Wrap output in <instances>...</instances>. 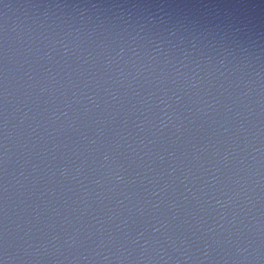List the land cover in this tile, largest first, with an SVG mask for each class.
Here are the masks:
<instances>
[{
  "label": "water",
  "instance_id": "obj_1",
  "mask_svg": "<svg viewBox=\"0 0 264 264\" xmlns=\"http://www.w3.org/2000/svg\"><path fill=\"white\" fill-rule=\"evenodd\" d=\"M0 264H264V0H0Z\"/></svg>",
  "mask_w": 264,
  "mask_h": 264
}]
</instances>
